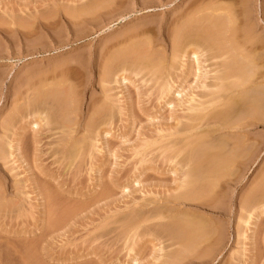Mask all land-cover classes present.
Wrapping results in <instances>:
<instances>
[{
  "label": "rangeland",
  "instance_id": "1",
  "mask_svg": "<svg viewBox=\"0 0 264 264\" xmlns=\"http://www.w3.org/2000/svg\"><path fill=\"white\" fill-rule=\"evenodd\" d=\"M210 4L232 12L230 40L249 39L258 89L229 103L232 136L214 118L190 131L185 99L204 88L171 53L176 24ZM117 55L131 66L103 80ZM207 56L201 71L223 61ZM263 85L264 0H0V264H264V197L249 190L264 174ZM186 190L194 200H178ZM250 196L259 207L245 225ZM201 222L221 236L188 242Z\"/></svg>",
  "mask_w": 264,
  "mask_h": 264
},
{
  "label": "bare ground",
  "instance_id": "2",
  "mask_svg": "<svg viewBox=\"0 0 264 264\" xmlns=\"http://www.w3.org/2000/svg\"><path fill=\"white\" fill-rule=\"evenodd\" d=\"M201 1V0H200ZM209 1V0H208ZM192 2V1H191ZM204 2V1H203ZM206 3V2H205ZM211 3V2H210ZM245 3V2H244ZM243 3V4H244ZM197 4V3H196ZM209 4V3H208ZM208 4H207V6H208ZM214 4V3H213ZM205 5V4H204ZM212 4H210L209 6H210V8L211 7H214V6H211ZM242 5V4H241ZM203 6V5H202ZM207 6H205V8H203V7H201L200 8V6L197 8V9H195L194 7H193V9H191V12H190V14H189V12L188 13H185L186 15H185V17L178 23V24H176V28H175V30H173V32L174 33H170V34H173V36H171L170 38H172V40H171V44H172V47H171V53H172V56L174 55L175 57H177V56H179L180 57V59H182V58H188L189 59V62H188V64H190V66L189 65H187V63H186V65L189 67L188 68V70H190V68H191V66H193L192 67V69H194L193 71V74H195L194 76H196L197 77V79H199V81L197 80V84H199L200 85V87L201 88H204L205 89V91H204V89H203V92L205 93H203V94H200V92H199V94L201 95V97L202 98H205L206 97V99H202V100H200L199 101V98H201V97H199L198 98V100L196 101L195 100V96H194V94L192 95V96H190L188 99H185V102L186 103H188L189 104V106H187L186 107V109L187 110H189V111H195V114H193V115H191V116H193V117H191L190 119L191 120H193V121H195L194 122V124H193V126L191 125L190 126V131L192 130V128H194L195 126H197V125H199L201 122H203L204 120H205V125H206V123H207V121L209 120L210 121V119H212V118H214V121L215 122H217L218 123V127H216L218 130H224L225 132H226V134H228L229 136L231 135H235L236 133H237V131L239 130V128H238V122L237 123H235V122H231L230 120L231 119H227V118H229V117H227V109L229 108L228 107V105L230 106V102H231V104H232V101L234 100V101H236L235 100V95L236 96H238V95H241L242 93H244L246 96L248 95V93H249V91L250 90H253V91H255L256 89H255V86H253V88L252 87H250V86H248V84H249V82H250V78H251V76H249L250 75V73H253L252 72V69L254 68V66L252 67V64H253V62H252V59L250 58V56H248V55H245L243 52H244V50H243V52L241 51V46H243L244 44L246 45L247 43V41L249 42V39L248 40H244V42L243 41H241L240 40V38H239V41H240V46H237V45H234V43H236V44H238V42L237 41H235V40H230V37H235V33H233V34H231L232 36H230L229 34H230V31H232V30H230V28H231V25H233L234 23L233 22H231V18H232V16H230V14L232 15V12L231 13H229L230 11H229V9H227V8H224V7H219L218 8V6H216V8L214 7V9L212 8V9H210V11H208V9H209V7H207ZM244 7V6H243ZM242 7V8H243ZM190 9V8H189ZM193 10V11H192ZM207 10V11H206ZM219 11H221V12H219ZM241 11H242V9H241ZM188 14V15H187ZM236 14V13H235ZM234 16V15H233ZM179 18H181L180 16H179ZM235 18V17H234ZM233 21V20H232ZM172 22V21H171ZM232 23V24H231ZM174 27V26H173ZM237 27V26H236ZM232 28H233V26H232ZM240 28V27H239ZM174 29V28H173ZM172 31V30H171ZM227 32H229L227 35H229L228 37L229 38H227V36H226V33ZM240 32V31H239ZM168 34V33H167ZM246 37H249V36H246ZM245 37H243L242 39H244ZM169 39V38H168ZM247 39V38H246ZM251 39V38H250ZM234 41V42H233ZM254 41V40H253ZM254 43V42H253ZM253 43H252V45H253ZM139 45V44H138ZM137 46V45H136ZM237 46V47H236ZM254 46V45H253ZM133 47V46H132ZM247 47V46H246ZM131 48V47H130ZM142 48H143V46H142ZM244 48V47H243ZM242 48V49H243ZM139 49V48H138ZM246 49V48H245ZM131 50V49H130ZM123 51H125V50H123ZM256 51V50H255ZM127 52V51H126ZM204 52H208V56L205 58L206 60H204L203 61V63H204V65L206 64L205 62H207V61H210L211 63H213V61L212 60H214V59H223V61H221V63H216V66H218V67H215V68H210V65H209V63L205 66V67H202V68H205V70L204 71H201V66H200V63L202 62V60L200 59V56H202V54L204 53ZM118 53H120V55H121V52H118ZM129 54H132V53H129ZM134 54V53H133ZM141 54V53H140ZM143 54V53H142ZM145 54V53H144ZM249 55H250V53H248ZM255 54V53H254ZM115 55V54H114ZM123 55V54H122ZM126 55V54H125ZM207 55V54H206ZM252 55V54H251ZM112 56H113V54H112ZM138 56V55H137ZM204 56V55H203ZM253 56V55H252ZM120 57V56H119ZM118 57V55H117V57L115 58V56H114V58H112V57H110L111 59H109L108 60V62L107 61H105L106 62V66H105V70L104 71H102L103 73L101 74V78L104 80H106V79H108L110 76L111 77H113L114 75H115V77H116V74L117 73H119V72H121V70H126V68L129 66V64L130 63H128V66H127V59L125 60V58L123 57L122 58V56L119 58ZM136 57V56H135ZM151 57V56H150ZM174 57V58H175ZM179 57H177V58H179ZM182 57V58H181ZM126 58H127V56H126ZM143 58V57H142ZM256 58V57H255ZM259 59V58H258ZM130 60V59H129ZM134 60V59H133ZM136 60V59H135ZM139 60V59H138ZM133 61L135 64H136V62H137V64L136 65H139L138 63H139V61H141V59L139 60V61ZM144 60V59H143ZM253 60H254V58H253ZM126 61V62H125ZM188 61V60H187ZM214 61H216V60H214ZM145 62V60L143 61V63ZM151 62V61H150ZM220 62V61H219ZM104 63V62H103ZM142 62H140V64H141ZM210 63V64H211ZM215 63V62H214ZM157 65L159 64V63H156ZM162 64V63H161ZM193 64V65H192ZM134 65V64H133ZM143 65V64H142ZM147 65H149V62H148V64ZM130 66H131V64H130ZM129 66V67H130ZM207 66H209V67H207ZM211 66H213V64L211 65ZM136 67H138V66H136ZM143 67V66H142ZM149 67V66H148ZM157 67V66H156ZM132 68V67H131ZM134 68H135V66H134ZM134 68H132V70L134 69ZM144 68V67H143ZM147 68V67H146ZM154 68V67H153ZM159 68L160 67H158V70H159ZM209 68V69H208ZM191 69V70H192ZM190 70V71H191ZM160 71V70H159ZM158 72V71H157ZM156 72V73H157ZM155 73V72H154ZM249 73V74H248ZM124 75V74H123ZM154 75V74H153ZM100 76V75H99ZM158 76V75H157ZM260 76V75H259ZM235 78L236 80L235 81H229V79L231 78ZM100 78V77H99ZM122 78H124V77H122ZM233 78V79H234ZM209 81H208V80ZM259 79V78H258ZM207 80V81H206ZM255 80V79H254ZM253 80V81H254ZM171 81V80H170ZM251 82H252V80H251ZM250 82V83H251ZM170 83V82H169ZM169 83L167 82L166 83V88L168 89V90H170L171 88H172V84L171 85H169ZM256 83H258V82H256ZM168 84V85H167ZM196 84V85H197ZM180 86H181V84H179ZM198 85V86H199ZM256 85V84H255ZM259 85H260V83H259ZM180 86H178V87H180ZM257 86H258V84H257ZM264 86V85H263ZM199 87V88H200ZM252 88V89H251ZM257 88V87H256ZM54 89V88H53ZM56 89V88H55ZM243 90H245L246 91V93H245V91L244 92H242ZM46 91V90H45ZM48 91V90H47ZM57 91V90H56ZM207 91V92H206ZM256 91H258V89L256 90ZM262 91V90H261ZM261 91H259L258 93H259V95H260V92ZM42 92V91H41ZM174 92H176L178 95L177 96H181V91H179V90H176L175 89V91ZM242 92V93H241ZM241 93V94H240ZM256 92H254V93H251V95H253V94H255ZM192 93H190V95H191ZM250 94V93H249ZM257 94V93H256ZM255 94V100L253 99L254 97V95L253 96H251L252 97V99H250V95L247 97L248 99H250V101L252 100H254L253 101V103H257V102H259V101H261V99H259L258 97H262V96H258V94L256 95ZM47 95V94H46ZM196 95V94H195ZM245 95H242V96H240V97H243L242 98V101L245 99L246 100V98H245ZM262 95V94H261ZM39 96V95H38ZM70 96V95H69ZM68 96V97H69ZM258 96V97H257ZM46 97V96H45ZM59 97V96H58ZM70 98V97H69ZM264 97H262V99H263ZM37 99V98H36ZM39 99V98H38ZM47 99V98H46ZM66 99V98H65ZM237 99V98H236ZM180 100V99H179ZM182 100V99H181ZM258 100V101H257ZM52 101V100H51ZM62 101V100H61ZM68 101H69V99H68ZM233 101V102H234ZM238 101H241V99L239 98L238 99ZM250 101H249V103H250ZM41 102V101H40ZM50 102V101H49ZM193 102V103H192ZM194 102L196 103V105L194 104ZM262 102V101H261ZM28 103V102H27ZM42 103V102H41ZM198 103V104H197ZM236 103V102H235ZM252 103V102H251ZM252 103V104H253ZM263 103H264V100H263V102L261 103L262 105H263ZM29 104V103H28ZM38 104V103H37ZM44 104V103H43ZM55 104V103H54ZM58 104H60V103H58ZM244 104V103H243ZM252 104H249V107H250V109H249V107H248V111L251 113H249L250 115H253L255 112H257V108H259V109H261L262 108V105H261V108L260 107H258V106H260L259 104H257V105H252ZM30 105V104H29ZM34 106H35V103L33 104ZM223 106V108H221L222 106ZM252 105V106H251ZM220 106V107H219ZM234 106V105H233ZM236 106V105H235ZM238 106V105H237ZM31 107V106H30ZM221 108V109H219V108ZM228 107V108H227ZM243 107V106H242ZM252 107H254L253 109H252ZM216 108H218V110L216 109ZM208 109V111H205V110H207ZM234 109V108H233ZM237 109V108H236ZM258 109V110H259ZM247 110V109H246ZM245 110V111H246ZM14 111V110H13ZM203 111H205V112H203ZM230 111V110H229ZM228 111V112H229ZM236 111V110H235ZM253 111H254V113H253ZM18 112V111H17ZM259 112H260V110H259ZM245 113H247V112H245ZM253 113V114H252ZM229 114V113H228ZM238 114L240 115V113L238 112ZM256 114V113H255ZM15 115V114H14ZM237 115V114H236ZM17 116V115H16ZM234 116V115H233ZM232 116V117H233ZM189 117V116H188ZM187 117V118H188ZM241 117V116H240ZM243 117H245V116H243ZM17 118V117H16ZM48 118V117H47ZM236 118H239L238 116L236 117ZM248 118V117H247ZM13 119H14V117H13ZM44 119H45V117H44ZM189 119V118H188ZM251 119V118H250ZM257 119V118H256ZM264 119V118H263ZM10 120V119H9ZM47 120V119H46ZM49 120V119H48ZM64 120V119H63ZM66 120H67V118H66ZM213 120V119H212ZM217 120H219V122L217 121ZM240 120V119H239ZM242 120V119H241ZM240 120V121H241ZM208 121V122H209ZM213 121V122H214ZM232 121H234V120H232ZM14 122V121H13ZM213 122H211V123H213ZM254 122V121H253ZM6 123V122H5ZM11 123V122H10ZM39 122H36V121H34L33 122V124H34V126L35 127H38L39 126V124H38ZM45 123V122H44ZM216 124V123H215ZM249 124V123H248ZM254 124V123H253ZM6 125V124H5ZM61 125V124H60ZM63 125V124H62ZM201 125V124H200ZM208 126V125H207ZM241 126V125H240ZM251 126V125H250ZM68 127V126H67ZM215 127V126H214ZM7 128V127H6ZM64 128V127H63ZM208 128V127H207ZM211 128H213V127H211ZM203 129L204 131L203 132H205V134H206V132L209 134V133H211V132H215V131H217V129ZM238 128V130H236ZM194 129H196V128H194ZM233 130H236V132L235 131H233ZM241 130V129H240ZM202 131V130H201ZM187 132V131H186ZM202 132V133H203ZM245 132V131H244ZM200 134H201V132H200ZM204 134V133H203ZM225 134V135H226ZM241 134V133H240ZM211 135V134H210ZM243 135V134H242ZM197 136V135H196ZM195 136V139L198 137H196ZM207 136V135H206ZM192 137V136H191ZM201 137V136H200ZM200 137H198L197 138V140H199L200 142H202L203 141V139L204 138H202L203 137V135H202V137L200 138ZM205 137V136H204ZM69 138V137H68ZM214 138V137H213ZM224 138V137H223ZM235 138V137H234ZM237 138H239V137H237ZM190 140V139H189ZM197 140H194V141H196L197 143H198V141ZM202 140V141H201ZM206 140H208V138L206 139ZM235 140V139H234ZM240 140V139H239ZM63 141V140H62ZM67 141V140H66ZM66 141L64 140V144L66 145ZM69 141V140H68ZM237 141V140H236ZM204 142H205V139H204ZM211 142V141H210ZM258 142V141H257ZM18 143V142H17ZM175 143V142H174ZM191 143H192V141H191ZM203 143V142H202ZM201 143V144H202ZM214 143V142H213ZM224 143H225V141H224ZM239 143V142H238ZM237 143V144H238ZM176 144V143H175ZM187 144H188V142H187ZM194 144H196V143H194ZM200 144V143H199ZM200 144V145H201ZM206 144V143H205ZM221 144H222V142H221ZM9 147H12V144H11V141L9 142ZM193 145V144H192ZM210 145H212V144H210ZM216 145V144H215ZM215 145L214 146H212V147H215ZM218 145V144H217ZM239 145V144H238ZM16 146H18L19 147V144H17ZM183 146V145H182ZM181 146V147H182ZM189 146V145H188ZM195 146V145H194ZM206 146V145H205ZM224 146V145H223ZM226 147V146H225ZM239 147V146H238ZM241 147V146H240ZM247 147H249V146H247ZM246 147V148H247ZM16 148V147H15ZM183 148H184V146H183ZM189 148V147H188ZM194 148V147H193ZM217 148V147H216ZM229 148V147H228ZM235 148V147H234ZM243 148V147H242ZM17 149H19V148H17ZM75 149V148H74ZM180 149V148H179ZM213 149V148H212ZM218 149H220V148H218ZM217 149V150H218ZM240 149V148H239ZM16 150V149H15ZM21 150V149H20ZM78 151H79V148L77 149ZM182 150V149H181ZM190 150H191V148H190ZM208 150V149H207ZM180 151V150H179ZM211 151V150H210ZM209 151V152H210ZM225 151H227V150H225ZM237 151V150H236ZM240 151V150H239ZM191 152H192V150H191ZM213 152V151H212ZM214 152H215V150H214ZM232 152V151H231ZM20 153V152H19ZM195 153V152H194ZM224 153H226V152H224ZM11 154V153H10ZM207 154V153H206ZM220 154H221V152H220ZM223 154V153H222ZM237 154H239V153H237ZM233 155V157H230V158H228V159H226V158H224V159H226L227 160V163H225L226 164V166L225 167H229V166H231L232 167V165H233V163L235 162V160H236V157H238V155ZM240 154H242V153H240ZM247 154H248V152H247ZM69 155H71L70 154V152H69ZM68 155V156H69ZM74 155V154H73ZM231 155V154H230ZM246 155V154H245ZM189 156H190V154H189ZM195 156V155H194ZM221 156V155H220ZM228 156V155H227ZM232 156V155H231ZM235 156V157H234ZM203 157V156H202ZM207 157V156H206ZM224 157V156H223ZM229 157V156H228ZM217 158H218V156H217ZM71 159V158H70ZM205 159V158H204ZM207 159H209V158H207ZM230 159V160H229ZM251 159V158H250ZM199 160V159H198ZM196 161V160H195ZM214 161V160H213ZM210 162V161H209ZM188 163V162H187ZM205 163V162H204ZM211 163V162H210ZM218 163V162H217ZM223 163H224V161H223ZM223 163H221V164H223ZM224 164V165H225ZM227 164H228V166H227ZM184 165V164H183ZM198 165H200V164H198ZM224 165H222V166H224ZM242 165V164H241ZM187 166V165H186ZM238 166V165H237ZM182 167V166H181ZM195 167H197L196 165H195ZM199 167V166H198ZM197 167V168H198ZM244 168V167H243ZM188 169V171H189V168H187ZM191 169V168H190ZM215 169V168H214ZM218 169V168H217ZM227 169H229V168H227ZM196 170H198V169H195V173H197L196 172ZM209 170V169H208ZM232 170H234L233 168H232ZM263 170V169H262ZM227 171V170H226ZM205 172V171H204ZM224 172V171H223ZM185 173V172H184ZM186 173H187V171H186ZM190 173V172H189ZM194 173V174H195ZM215 173H217V172H215ZM235 173V172H234ZM231 174V173H230ZM227 175V174H226ZM233 176V175H232ZM184 177V176H183ZM194 177V176H193ZM209 177V176H208ZM217 177V176H216ZM219 177V176H218ZM221 177V176H220ZM219 177V178H220ZM238 177V176H237ZM189 178V177H188ZM213 178V177H212ZM197 179V178H196ZM203 179H205V177L203 178ZM234 179V178H233ZM256 179H258V178H256ZM199 180H202V177H200V179ZM206 180V179H205ZM218 180V179H217ZM225 180V179H224ZM184 181V180H183ZM196 181V180H195ZM232 181V180H231ZM217 182V181H216ZM190 183V182H189ZM201 183V182H200ZM193 184V183H192ZM233 184V183H232ZM184 185V184H183ZM201 186V185H200ZM211 186V185H210ZM218 186V185H217ZM216 186V187H217ZM194 187H195V185H194ZM209 187V186H208ZM211 188V187H210ZM189 190H190V188H188ZM193 189V188H192ZM208 189V188H207ZM222 189V188H221ZM185 190V189H184ZM189 190H186L185 192H182V193H180L177 197H178V200H183V201H190V200H194V198L196 197V192L195 193H193V192H189ZM209 190V189H208ZM219 190V189H218ZM250 190V192H251V194H253L252 196H255V198H257V196L256 195H258V196H261V197H264V174H263V176H262V174H261V178H259V180L256 182V183H254V186L252 187V189L250 188L249 189ZM199 191V190H198ZM197 191V192H198ZM208 192V191H207ZM226 192V191H225ZM206 193V192H205ZM204 193V194H205ZM214 193V192H213ZM195 194V195H194ZM201 194H203V193H201ZM208 194V193H207ZM225 194V193H224ZM249 194V193H248ZM209 195V194H208ZM207 196V195H206ZM210 196V195H209ZM246 196V195H245ZM252 196H250L249 198H247V202L245 201V200H243V201H245L244 203H245V206L244 207H242V204H241V207L242 208H240L239 210H244V211H246V216L244 215V217L242 216H239L238 217V219H240L245 225H247V224H249V222H250V219L252 218V216L254 215V210L255 209H257V207H259V205L257 204V202H253V200H252V204L250 203V205L248 206V204H249V200L250 199H253L254 197H252ZM198 197V196H197ZM254 198V199H255ZM202 199V198H201ZM241 199V198H240ZM264 199V198H263ZM197 200V199H196ZM207 200V199H206ZM261 200V199H260ZM243 201H241V202H243ZM196 202V201H195ZM218 202V201H217ZM243 203V204H244ZM246 203H248L247 205H246ZM211 204V203H210ZM220 204V203H219ZM239 204H240V202H239ZM262 205V204H261ZM263 206V205H262ZM207 207V206H206ZM248 207V208H247ZM215 210V209H214ZM256 212V211H255ZM156 214V213H155ZM241 214V213H240ZM186 215V214H185ZM184 215V216H185ZM257 215V214H256ZM255 215V216H256ZM154 216V215H153ZM152 216V217H153ZM157 216H158V214H157ZM160 216V215H159ZM175 216V215H174ZM131 217V216H130ZM133 217V216H132ZM146 217V216H145ZM172 217V216H171ZM181 217V216H180ZM186 217V216H185ZM258 217V216H257ZM166 218H167V216H166ZM169 218V217H168ZM177 218V217H176ZM145 218H143V220H144ZM147 219V218H146ZM148 219H150V218H148ZM153 219V218H152ZM160 219V218H159ZM180 219V218H179ZM182 219V218H181ZM207 219V218H206ZM198 220V219H197ZM129 221V220H128ZM130 221H131V219H130ZM145 221V220H144ZM174 221V220H173ZM184 221V220H183ZM190 221V220H189ZM192 222V221H191ZM194 222V221H193ZM199 222V221H198ZM236 222H237V220H236ZM240 222V221H239ZM202 224H203V222H201ZM205 223V222H204ZM182 224V223H181ZM175 225V224H174ZM192 225H194V224H192ZM196 225V224H195ZM241 226V225H240ZM161 227H162V225H161ZM182 227V226H181ZM190 227V226H189ZM207 227H209V226H207ZM207 227H206V224L204 225H198V226H194V230H193V227H191L192 228V230H190V232L192 231L193 232V234L191 233V235H192V240H193V242H192V240L191 241H188V239H190V237L188 236V239H187V241L188 242H190V243H192L193 245L196 243L197 245H200V244H198V243H200V242H205V239H207L208 240V237H210V235H211V237H212V235H214V234H220L218 231H214L213 232V230H209V229H207ZM224 227V226H223ZM237 227V226H236ZM244 227H246V226H244ZM211 228V227H210ZM215 228V227H214ZM236 229V228H235ZM183 230V229H182ZM210 232H209V231ZM174 231V230H173ZM179 232V231H178ZM177 232V233H178ZM245 232H246V230L244 231V229H241V231H239V229H238V235L240 234L241 236H244V234H245ZM176 233V234H177ZM187 234V233H186ZM188 234H189V232H188ZM222 234V233H221ZM221 234L219 235V236H221ZM239 235V236H240ZM187 236V235H186ZM252 236V235H251ZM218 238V237H217ZM239 238V237H238ZM237 239V238H236ZM221 240V239H220ZM172 241V240H171ZM186 241V240H185ZM237 241V240H236ZM180 242V241H179ZM187 242V244H189ZM220 242V241H219ZM186 243V242H185ZM206 243V242H205ZM215 243V242H214ZM221 243V242H220ZM169 244H171V243H169ZM182 244V243H181ZM192 244H190V245H188V246H190L191 247V245ZM174 245V244H173ZM196 245V246H197ZM206 245V244H205ZM161 246V245H160ZM210 246V245H209ZM220 246V245H219ZM16 247V246H15ZM163 247V246H162ZM213 247V246H212ZM164 248V247H163ZM177 249V248H176ZM179 249V248H178ZM205 249V248H204ZM163 250V249H162ZM180 250V249H179ZM185 250V249H184ZM16 251V250H15ZM173 251V250H172ZM186 251V250H185ZM188 251V250H187ZM190 251V250H189ZM188 251V252H189ZM17 252V251H16ZM166 253H168V252H166ZM181 253V252H180ZM177 254H179L178 252H177ZM182 255H183V252H182ZM178 257V256H177ZM187 257V256H186ZM158 258V257H157ZM160 258V257H159ZM164 258V257H163ZM163 258H162V260H163ZM176 258V257H175ZM165 259V258H164ZM177 259V258H176ZM198 259V258H197ZM171 260V259H170ZM179 260H181V259H179ZM164 261V260H163ZM165 263V262H164ZM174 263V262H173ZM170 264V263H169Z\"/></svg>",
  "mask_w": 264,
  "mask_h": 264
}]
</instances>
